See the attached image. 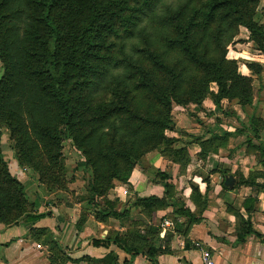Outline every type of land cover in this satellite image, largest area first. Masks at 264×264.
I'll use <instances>...</instances> for the list:
<instances>
[{
	"label": "trees",
	"instance_id": "trees-1",
	"mask_svg": "<svg viewBox=\"0 0 264 264\" xmlns=\"http://www.w3.org/2000/svg\"><path fill=\"white\" fill-rule=\"evenodd\" d=\"M259 2L0 0V121L11 128L18 165L37 172L48 191L62 187L64 127L89 170L93 208L116 185H129L132 171L150 153L185 165L184 151L174 150L176 140L166 136L175 126L173 105L201 106L209 99L217 108L223 100L245 108L253 102V80L239 74L227 47L244 28L264 59V26L255 21ZM248 69L262 71L256 64ZM197 141L203 157L212 138ZM28 201L0 146V224L17 225ZM136 204L148 217L167 207L158 197L138 198ZM105 209L95 210L96 220L121 217L114 204L106 201ZM139 225L92 245L116 244L129 255L148 247L152 257L157 229L141 233ZM246 225L236 227L239 242L250 234ZM53 247L51 263L58 257L64 264L67 259ZM106 264L117 259L110 255Z\"/></svg>",
	"mask_w": 264,
	"mask_h": 264
},
{
	"label": "crops",
	"instance_id": "crops-1",
	"mask_svg": "<svg viewBox=\"0 0 264 264\" xmlns=\"http://www.w3.org/2000/svg\"><path fill=\"white\" fill-rule=\"evenodd\" d=\"M257 65L264 67V59ZM176 107L178 110L171 113L175 129L167 131L166 136L176 140L174 150L184 151L185 165L157 152L147 155L144 164L132 171L128 190L116 185L103 203L105 207L106 201L114 204V210L121 214L119 219L100 222L86 213L79 225L81 214H76L77 209L63 210L58 204L57 218L43 215L29 224L0 226V264H52L51 247L38 239L56 233L55 227L57 253L67 259L64 264H106L110 255L117 264H202L204 251L210 253L214 264H264L263 157L255 152L250 140L256 137L264 151V137L254 131L249 120L247 126L253 137L231 126L223 127L217 118L212 121L207 115H215L221 106L217 108L209 99L201 106ZM237 122L243 123L240 119ZM243 134L245 140L240 137ZM211 138L213 144L205 148L202 157L197 140ZM227 160L225 169L235 179L232 189L218 182L221 174L226 177L219 164ZM149 197L163 198L167 207L148 217L136 202ZM246 200L250 202L245 204ZM181 208L183 213H177ZM133 223L140 224L141 233L146 227L157 229L150 241L155 251L152 257L148 247L138 255H129L116 244L92 245V240H104L110 233L125 236ZM242 223L247 224L250 234L239 242L236 227ZM57 264H62L58 257Z\"/></svg>",
	"mask_w": 264,
	"mask_h": 264
},
{
	"label": "rangeland",
	"instance_id": "rangeland-1",
	"mask_svg": "<svg viewBox=\"0 0 264 264\" xmlns=\"http://www.w3.org/2000/svg\"><path fill=\"white\" fill-rule=\"evenodd\" d=\"M255 21L259 24H263L264 26V0H260L259 2ZM227 57L231 60L236 61L239 74H245L244 76H246V73L248 71L249 77L253 80V102L250 106H247L245 108H238L237 106H235L237 105L235 102L223 100L220 103L221 108L218 110V112H216V114L211 117L207 115V117L212 121H215V119L217 118L216 120H219L223 127L228 128L229 126H231L233 129L242 130L244 134H248L250 136H252V133L247 126V120L252 118L257 126L256 133H260V135L264 137V67H262V71H260L259 75H255L248 69V64H263V59L260 52L256 50L255 45L250 41L249 33L244 28L240 29L239 35L234 39L233 43L227 47ZM3 72V66L0 61V80L3 76ZM215 90V86L211 85L210 91L215 92ZM176 108L177 107L173 105L172 111L178 110ZM237 119H240L243 123L241 124L237 122ZM173 129H175V126ZM60 131L64 137L60 157V160L63 162L64 166L61 179L63 180V182L62 187H58L59 189L56 185L53 186V191H48L43 181H40L37 172L33 171L28 166L18 165L16 160L18 154L16 153V151H14V149H12V147L15 145V140L11 135V128L7 123L0 121V146L2 148L4 159L8 164V170L14 178L19 179V181L23 185L27 198L29 199V204L27 205V208H25L27 216L25 215L24 217L20 218L17 225L29 224L33 220L40 219V216L43 215H53V218H57L58 204L62 205L63 210L77 209L76 214H81V219L87 214L94 215L95 210L107 212V210L105 209L106 207L103 206L106 197L97 199L96 202H98V204L96 203L95 206L99 205L98 209H95V206L94 208L92 207L91 203H95V201H90L92 195L89 193L87 187L90 180V173L85 166L84 157L81 152L78 151L73 145V142L69 137L66 129L64 127H61ZM244 134L240 137L245 140ZM250 140L255 146L253 148L255 152L260 153L261 142L256 137H253V139ZM222 144L224 145V142ZM258 145L259 148L257 147V149L259 150L256 149V146ZM144 162L145 160L142 164H144ZM199 164L200 163L198 162L197 165ZM226 164H228V160L223 161L221 164H219L218 168L226 173V177L232 176L233 173H230V171H227L225 169ZM240 165L241 163L238 164V166ZM196 170L199 174V169ZM151 174H153V171H151ZM203 177H205V175ZM203 177L201 176V179ZM226 177L221 174V178L220 180L218 179V182L220 181V183H224ZM120 186L125 190H128V187L126 185ZM52 209H56V211L54 212ZM0 226L7 227L2 224H0ZM54 229L56 230V233H53L54 235L50 233L49 235H47L46 239H38L39 242H43L42 244L47 245V247L49 246L54 248L53 246L57 245V242H55V238L57 240V227H55ZM52 254L53 253L50 252L49 256H54Z\"/></svg>",
	"mask_w": 264,
	"mask_h": 264
},
{
	"label": "built area",
	"instance_id": "built-area-1",
	"mask_svg": "<svg viewBox=\"0 0 264 264\" xmlns=\"http://www.w3.org/2000/svg\"><path fill=\"white\" fill-rule=\"evenodd\" d=\"M202 264H214L210 253L206 251L202 253Z\"/></svg>",
	"mask_w": 264,
	"mask_h": 264
},
{
	"label": "water",
	"instance_id": "water-1",
	"mask_svg": "<svg viewBox=\"0 0 264 264\" xmlns=\"http://www.w3.org/2000/svg\"><path fill=\"white\" fill-rule=\"evenodd\" d=\"M234 184H235V179L233 178V176H228L227 178H225L224 185L227 188L232 189Z\"/></svg>",
	"mask_w": 264,
	"mask_h": 264
}]
</instances>
